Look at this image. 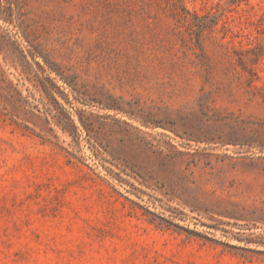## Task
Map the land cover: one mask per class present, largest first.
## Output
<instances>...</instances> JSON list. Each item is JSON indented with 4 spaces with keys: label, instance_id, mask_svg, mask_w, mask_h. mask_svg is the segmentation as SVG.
I'll return each instance as SVG.
<instances>
[{
    "label": "rangeland",
    "instance_id": "374dc122",
    "mask_svg": "<svg viewBox=\"0 0 264 264\" xmlns=\"http://www.w3.org/2000/svg\"><path fill=\"white\" fill-rule=\"evenodd\" d=\"M167 2L0 0V264H264V0Z\"/></svg>",
    "mask_w": 264,
    "mask_h": 264
},
{
    "label": "trees",
    "instance_id": "16d2710c",
    "mask_svg": "<svg viewBox=\"0 0 264 264\" xmlns=\"http://www.w3.org/2000/svg\"><path fill=\"white\" fill-rule=\"evenodd\" d=\"M183 0H168L166 7L163 8L167 15L171 17L172 19L176 20L177 22H180L182 20H193L198 26L202 24L203 20L207 19L209 16L205 15L202 16L198 14L196 11H188L183 6ZM215 18V16H214ZM217 24V22L214 23V25ZM200 31L199 33H201Z\"/></svg>",
    "mask_w": 264,
    "mask_h": 264
}]
</instances>
